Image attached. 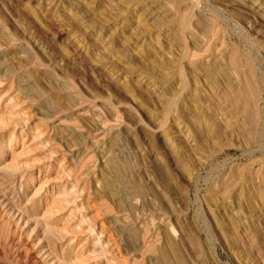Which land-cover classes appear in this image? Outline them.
<instances>
[{
	"label": "rangeland",
	"instance_id": "rangeland-1",
	"mask_svg": "<svg viewBox=\"0 0 264 264\" xmlns=\"http://www.w3.org/2000/svg\"><path fill=\"white\" fill-rule=\"evenodd\" d=\"M0 264H264V0H0Z\"/></svg>",
	"mask_w": 264,
	"mask_h": 264
},
{
	"label": "bare ground",
	"instance_id": "bare-ground-1",
	"mask_svg": "<svg viewBox=\"0 0 264 264\" xmlns=\"http://www.w3.org/2000/svg\"><path fill=\"white\" fill-rule=\"evenodd\" d=\"M118 168H119V166H118L117 162L116 161H113L112 162V169H113V171H117ZM164 256H165V254L162 255V258H164Z\"/></svg>",
	"mask_w": 264,
	"mask_h": 264
}]
</instances>
